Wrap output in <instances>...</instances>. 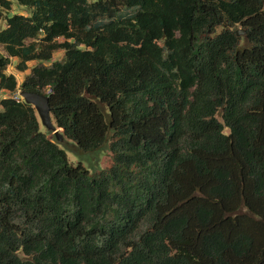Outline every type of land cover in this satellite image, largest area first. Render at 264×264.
<instances>
[{"label":"trees","instance_id":"obj_1","mask_svg":"<svg viewBox=\"0 0 264 264\" xmlns=\"http://www.w3.org/2000/svg\"><path fill=\"white\" fill-rule=\"evenodd\" d=\"M0 21V264H264V0H0Z\"/></svg>","mask_w":264,"mask_h":264},{"label":"water","instance_id":"obj_2","mask_svg":"<svg viewBox=\"0 0 264 264\" xmlns=\"http://www.w3.org/2000/svg\"><path fill=\"white\" fill-rule=\"evenodd\" d=\"M245 32L242 29L237 30V36H244ZM19 97L28 105L32 106L40 120L42 127H44L47 132L54 135L58 142L62 143L63 135L61 134V129H58L52 119L50 97L41 93L20 91Z\"/></svg>","mask_w":264,"mask_h":264},{"label":"rangeland","instance_id":"obj_3","mask_svg":"<svg viewBox=\"0 0 264 264\" xmlns=\"http://www.w3.org/2000/svg\"><path fill=\"white\" fill-rule=\"evenodd\" d=\"M16 11H21V12H23V13H27V10H26V9L21 8V7H18V6H17V8H16ZM4 27H5V22H4V21H0V29H1V28H4ZM0 50L3 52L2 48H0ZM62 58H63V53H61V52L58 53V54H56V55L54 56V60H61ZM17 62H18V61H17L16 59H15V60H12V65L8 68L7 73H8V74H13V75H15L16 78H17L18 84L21 85L22 82H23V80H24V78H25V76H27V75L29 74V71H30V70L27 71L26 73H20V72H18V71L16 70V68H15ZM31 65H33V63H32ZM17 96L19 97L18 94H17ZM6 97H7V95H6L4 92L0 93V101H1L2 99L6 98ZM15 97H16V96H15ZM19 98H20V97H19ZM2 111H3V108H2V106L0 105V112H2ZM218 118L220 119V117H218ZM220 120H221V119H220ZM226 133H228V131H226ZM48 137L51 138V139H53V140H56L55 137H54V135L51 134V133H49ZM67 155H68L69 162H70L71 164L76 165V164L78 163V159H77V156H76V155H74L73 153H71V152H69V151L67 152ZM110 166H111V154H110V153H106V154L102 157V159H101L100 167H101L102 169H107V168H109Z\"/></svg>","mask_w":264,"mask_h":264},{"label":"built area","instance_id":"obj_4","mask_svg":"<svg viewBox=\"0 0 264 264\" xmlns=\"http://www.w3.org/2000/svg\"><path fill=\"white\" fill-rule=\"evenodd\" d=\"M19 97L17 96V97H15V99H18Z\"/></svg>","mask_w":264,"mask_h":264},{"label":"crops","instance_id":"obj_5","mask_svg":"<svg viewBox=\"0 0 264 264\" xmlns=\"http://www.w3.org/2000/svg\"><path fill=\"white\" fill-rule=\"evenodd\" d=\"M0 93H2V91H0Z\"/></svg>","mask_w":264,"mask_h":264}]
</instances>
